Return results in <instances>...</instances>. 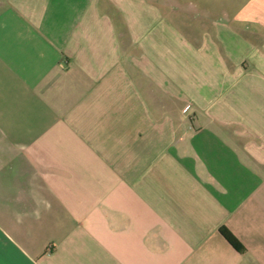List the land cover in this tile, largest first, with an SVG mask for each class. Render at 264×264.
<instances>
[{
	"label": "crops",
	"instance_id": "crops-1",
	"mask_svg": "<svg viewBox=\"0 0 264 264\" xmlns=\"http://www.w3.org/2000/svg\"><path fill=\"white\" fill-rule=\"evenodd\" d=\"M0 264H264V0H0Z\"/></svg>",
	"mask_w": 264,
	"mask_h": 264
},
{
	"label": "trees",
	"instance_id": "trees-1",
	"mask_svg": "<svg viewBox=\"0 0 264 264\" xmlns=\"http://www.w3.org/2000/svg\"><path fill=\"white\" fill-rule=\"evenodd\" d=\"M222 234L226 239L239 251H243L244 247L238 242V240L226 229H221Z\"/></svg>",
	"mask_w": 264,
	"mask_h": 264
}]
</instances>
